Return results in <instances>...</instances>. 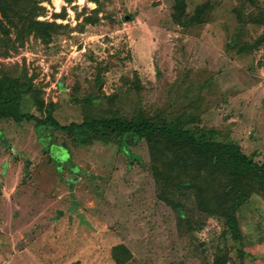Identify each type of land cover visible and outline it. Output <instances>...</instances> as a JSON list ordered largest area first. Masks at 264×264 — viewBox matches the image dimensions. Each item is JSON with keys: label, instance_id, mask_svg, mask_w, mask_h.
Masks as SVG:
<instances>
[{"label": "rangeland", "instance_id": "rangeland-1", "mask_svg": "<svg viewBox=\"0 0 264 264\" xmlns=\"http://www.w3.org/2000/svg\"><path fill=\"white\" fill-rule=\"evenodd\" d=\"M78 1L61 0L59 11L41 0L39 19L68 29L48 45L34 36L0 44V77L27 73L62 124L181 115L264 162V41L240 52L264 34L245 18L264 0H184L190 15L209 6L190 26L176 21V0H100L99 22L84 27L98 4ZM64 8L66 18L54 19ZM26 104L23 112L36 111ZM128 149L110 130L40 138L33 122L0 120V264H116L118 244L130 252L124 264H211L221 249L227 264H264L262 195L238 213L242 241L225 235L222 217L197 210L193 226L180 227L158 198L147 143Z\"/></svg>", "mask_w": 264, "mask_h": 264}, {"label": "trees", "instance_id": "trees-1", "mask_svg": "<svg viewBox=\"0 0 264 264\" xmlns=\"http://www.w3.org/2000/svg\"><path fill=\"white\" fill-rule=\"evenodd\" d=\"M90 1L96 2L98 6L92 15L84 17L80 23L82 27L100 20V0ZM174 7L175 19L183 26L201 23L209 11V6L205 4L199 6L194 14H186L184 0H176ZM45 13L46 8L41 5V0H0V44L17 47L23 45L30 36L47 45L51 44L55 36L61 30L68 29V26L55 20H40ZM66 16L65 8L61 13L53 14L54 19ZM245 18L249 23L264 25L262 10H249ZM13 33L14 40L11 38ZM263 41L264 34L259 40L245 44L240 52L249 51ZM99 76L97 74L96 84L99 83ZM133 83L136 87L140 85L138 78ZM109 99L113 100L114 97ZM29 100L36 111L23 112ZM90 101V98L84 100L87 103ZM54 107L53 103L45 106L41 92L35 88L27 73L21 79L0 77V120L33 122L40 138L54 130L73 136L110 130L117 135L121 150L126 154L131 144L145 141L149 148L158 198L176 211L179 226L192 227L194 211L197 210L201 214L222 217L226 221L225 235L242 241L238 213L253 195L264 197V162H257L248 156L239 144L217 140V131L214 129L190 127L191 120L181 115L172 120L160 116L148 118L140 111L131 119L119 116L86 117L79 122L62 124L53 114ZM112 253L116 264H124L125 256H130L124 244L114 245ZM228 259L224 249H221L211 264H227Z\"/></svg>", "mask_w": 264, "mask_h": 264}, {"label": "bare ground", "instance_id": "bare-ground-1", "mask_svg": "<svg viewBox=\"0 0 264 264\" xmlns=\"http://www.w3.org/2000/svg\"><path fill=\"white\" fill-rule=\"evenodd\" d=\"M78 3H79V4H85V3H86V0H79ZM56 4H57V10L60 11L61 0H56Z\"/></svg>", "mask_w": 264, "mask_h": 264}, {"label": "water", "instance_id": "water-1", "mask_svg": "<svg viewBox=\"0 0 264 264\" xmlns=\"http://www.w3.org/2000/svg\"><path fill=\"white\" fill-rule=\"evenodd\" d=\"M65 148V147H64ZM67 153V148H65L64 149V151H63V154L62 155H64V154H66Z\"/></svg>", "mask_w": 264, "mask_h": 264}]
</instances>
